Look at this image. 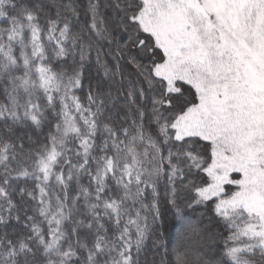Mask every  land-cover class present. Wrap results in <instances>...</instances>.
<instances>
[{
    "label": "snow or ice",
    "instance_id": "1",
    "mask_svg": "<svg viewBox=\"0 0 264 264\" xmlns=\"http://www.w3.org/2000/svg\"><path fill=\"white\" fill-rule=\"evenodd\" d=\"M0 264H264V0H0Z\"/></svg>",
    "mask_w": 264,
    "mask_h": 264
},
{
    "label": "trees",
    "instance_id": "2",
    "mask_svg": "<svg viewBox=\"0 0 264 264\" xmlns=\"http://www.w3.org/2000/svg\"><path fill=\"white\" fill-rule=\"evenodd\" d=\"M169 223L171 224V221H169ZM173 231H175V230L173 229Z\"/></svg>",
    "mask_w": 264,
    "mask_h": 264
}]
</instances>
